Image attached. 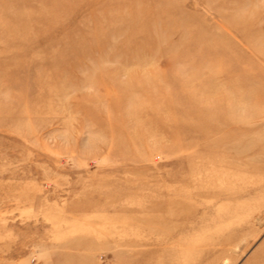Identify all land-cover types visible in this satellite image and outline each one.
I'll use <instances>...</instances> for the list:
<instances>
[{
  "label": "rangeland",
  "instance_id": "obj_1",
  "mask_svg": "<svg viewBox=\"0 0 264 264\" xmlns=\"http://www.w3.org/2000/svg\"><path fill=\"white\" fill-rule=\"evenodd\" d=\"M0 264H264V0H0Z\"/></svg>",
  "mask_w": 264,
  "mask_h": 264
}]
</instances>
